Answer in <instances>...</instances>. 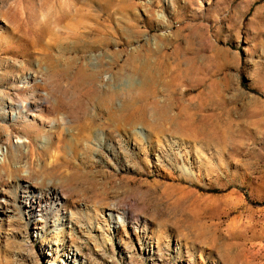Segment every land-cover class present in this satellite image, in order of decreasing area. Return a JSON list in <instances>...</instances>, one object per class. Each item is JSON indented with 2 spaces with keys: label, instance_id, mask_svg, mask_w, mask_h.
I'll return each mask as SVG.
<instances>
[{
  "label": "rangeland",
  "instance_id": "374dc122",
  "mask_svg": "<svg viewBox=\"0 0 264 264\" xmlns=\"http://www.w3.org/2000/svg\"><path fill=\"white\" fill-rule=\"evenodd\" d=\"M0 264H264V0H0Z\"/></svg>",
  "mask_w": 264,
  "mask_h": 264
},
{
  "label": "bare ground",
  "instance_id": "6f19581e",
  "mask_svg": "<svg viewBox=\"0 0 264 264\" xmlns=\"http://www.w3.org/2000/svg\"><path fill=\"white\" fill-rule=\"evenodd\" d=\"M191 119H192V118H191ZM191 119H190V121H191ZM191 124H192V123H191ZM186 125H187V124H186ZM187 126H188V125H187ZM191 126H192V125H191ZM201 126H202V125H201ZM199 128H200V127H199ZM179 130H180V129H179ZM56 199H59V198L56 197ZM35 202L37 203V205H38L37 207L39 208V209H38V212L41 213L42 211L45 210V207H44V206H41V205L39 204L40 202H38V201H36V200H35ZM29 207H31V212H32V211L35 212V209H34L35 207L33 206V203H32V202L29 203ZM32 213H33V212H32ZM109 215H112V213H109ZM41 221H42L41 219L38 220V221L35 223V226H36V224H37V225H39V223L41 224ZM40 230H41V229H40Z\"/></svg>",
  "mask_w": 264,
  "mask_h": 264
}]
</instances>
